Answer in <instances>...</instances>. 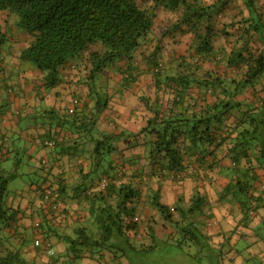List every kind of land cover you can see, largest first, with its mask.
I'll use <instances>...</instances> for the list:
<instances>
[{
    "label": "trees",
    "instance_id": "trees-1",
    "mask_svg": "<svg viewBox=\"0 0 264 264\" xmlns=\"http://www.w3.org/2000/svg\"><path fill=\"white\" fill-rule=\"evenodd\" d=\"M158 8L172 16L161 36L155 33ZM4 23L31 37L20 58L44 74L46 89L60 84L61 71L71 59L89 47H97L85 60L84 74L87 97L94 99V106L87 111L89 102L82 107L81 98L74 96L63 114L51 110L49 118L57 122L55 127L65 128L69 134L51 130L43 139L47 148L84 144L92 172L108 182L105 188L102 182L96 187L76 188V198L87 200L90 223L76 225L74 232L66 235L68 252L64 261L75 264L89 256L97 260L95 264H106L104 252L109 251L120 264H170L168 259L174 257L186 262L199 259L195 264H226L232 244L215 245L204 233L208 223L198 215L203 212L204 197L194 199L196 205L188 210L194 220L188 217L184 222L176 219L175 209L156 196L157 210L174 230L161 236L154 216L141 218L142 211L136 206L142 188L131 178L126 180L113 172L112 155L118 150L117 143H130V138L144 135L154 173L168 172L183 178L192 155H197L203 166L194 174H202L205 168L219 166L216 153L226 147L231 157L227 167L231 180L222 195L239 197L244 226L250 227L253 216H263L264 195L255 190L260 177L257 169L264 170V96L260 108L256 103L235 100L250 89L259 96L256 85L264 77V8L260 0H0V46L7 38ZM181 36H189L188 48L169 54L164 42L169 40L174 46ZM206 62L214 63V68L213 64L212 68L204 67ZM107 70L114 71L123 88H135L142 75L151 77L149 94L140 96L149 115L139 133L98 128L110 101ZM80 106L82 110L78 111ZM137 140L134 146L140 144ZM4 148L9 149L6 145ZM41 166L44 179L51 173L52 164L45 159ZM17 177V168L8 171L0 164V264H29L25 228L18 223L19 215L25 212L8 202L9 184ZM49 183L66 203V189L60 182ZM45 190L43 187L42 199L49 205L50 214L64 215L67 207L53 209L44 198ZM262 219L254 233L257 241L251 240L258 252L247 251L250 242L243 241L237 247L235 254L246 253L239 255L242 264H264ZM45 220L39 227L34 222L33 227L41 232L35 241L51 242L45 235L50 219L47 216ZM236 232L238 227L231 235ZM35 241L36 248L46 251ZM157 252L161 254L159 259L165 260L156 261ZM227 260L234 264L236 258Z\"/></svg>",
    "mask_w": 264,
    "mask_h": 264
},
{
    "label": "crops",
    "instance_id": "crops-1",
    "mask_svg": "<svg viewBox=\"0 0 264 264\" xmlns=\"http://www.w3.org/2000/svg\"><path fill=\"white\" fill-rule=\"evenodd\" d=\"M260 4L264 8V0H260ZM160 9L162 10L160 11ZM3 16L7 17L8 15ZM171 18L172 16L168 11L158 8L155 22V33L158 36H161L162 29L171 23ZM3 31L7 38L6 42L0 46V163L13 158L15 160L13 168L4 166V163L1 165L8 171L17 168L18 177L16 179L22 178L24 180V184L14 188V190L9 187L8 202L25 212L24 215L22 213L19 215L18 223L25 228L23 230L22 227V230L29 243L26 254L29 264H47L49 258H52L51 264H69V261H64L63 257L68 252L66 235L72 234L76 225L85 222L90 223L89 216H87L89 205L84 197L76 198V188L79 186L96 187L97 184L101 185L102 181L91 170V161L84 144L77 143L78 145L73 147L75 145L72 143H66L57 148H47L43 146V139L51 130L61 135L69 134L65 128L55 127L57 122L49 118L51 110L63 114L72 105L74 96L81 98L82 107L85 106L86 101L89 102L87 111H90L95 104L94 99L87 97L85 65H77L80 63L79 59L84 58L85 54L71 59L69 65L62 69L60 84L51 90L46 89L43 86L44 74L33 63L20 58L22 50L28 46L31 37L28 34L19 33L17 29L11 28L8 23H4ZM189 39V36H181L178 38L179 43L174 46L169 40L164 43L169 54L173 53L174 49L185 52L188 48ZM2 55L5 56L3 61L1 60ZM211 65L214 68V63H204V67L207 68ZM108 76L110 101L107 109L98 120V128L118 133L122 130L139 133L147 125L149 115L144 103L140 100V96L145 93L149 94L150 85L153 86L151 77L142 75L136 82L135 88H123L116 80L115 73ZM10 88H14L13 93L10 92ZM256 89L259 96L255 97L254 90L250 89L244 96H238L235 100L256 103L255 107L259 106L260 108L261 98L264 96V77L258 82ZM193 91L198 92V89ZM80 110H82L81 106L78 111ZM18 112L21 114L19 115ZM130 140V143L127 141L117 143L118 150L112 155L115 165L113 172H118L119 176L126 180L131 178L135 186L142 188L140 200L137 201L136 206L138 210L142 211L141 218L148 220L150 216H154L158 221V231L161 236L167 232L174 233V230L169 227L170 223L157 210L154 204L156 196H159L161 202L175 209L176 219L184 222H187L188 217L194 220L193 214L188 213V210L192 205H196L194 199L204 197L205 200L202 201L204 209L198 215L203 222L208 223L204 233L211 237L210 241L215 245L225 243L229 246L231 243L232 248L227 258L235 257L234 264H242L239 255H246V253L235 254L241 242H250L246 246L247 251L258 252L257 244L252 246L251 240L254 243L257 241L254 233L255 229L262 224L264 210L260 211L262 217L253 216L250 227H246L243 225L244 214L239 197L222 195V191L231 180L227 170V167L231 165V157L226 147L216 153L219 166L210 169L205 168L206 171L202 174L191 173L189 168L200 163L198 156L192 155L185 167L186 175L183 178H176L175 175L171 176L168 172L154 173L147 156L144 135L132 137ZM136 140L140 144L134 146ZM5 145L9 149H5ZM214 157L213 155L209 158L213 159ZM45 159H48L52 164V170L43 179L44 174L41 165ZM243 166L249 167L246 162L243 163ZM257 172L260 177L256 182L255 193L264 195V170L259 168ZM87 175L88 177H86ZM49 182L55 184L60 182V186L66 189L69 198L66 202L67 210L64 215L59 214L55 217L51 215L49 205L42 199L43 187L49 186ZM46 214L50 221H48L49 225L45 235L48 234L54 244L56 249L54 257L49 256L43 249L34 246L35 239L41 236V232H37L33 227L34 222L45 220ZM159 226L163 227L160 228ZM237 227L238 232L232 236L231 231ZM241 232L245 235L244 237L239 234ZM226 249L225 247L224 250ZM59 256L62 257L60 260L58 259ZM104 257L106 264H120L109 251L104 252ZM227 258L224 262L232 264ZM95 263L97 260L86 256L77 260L75 264Z\"/></svg>",
    "mask_w": 264,
    "mask_h": 264
},
{
    "label": "built area",
    "instance_id": "built-area-1",
    "mask_svg": "<svg viewBox=\"0 0 264 264\" xmlns=\"http://www.w3.org/2000/svg\"><path fill=\"white\" fill-rule=\"evenodd\" d=\"M48 144L53 145V141H48ZM202 169H203L202 164L197 163L195 165H192L189 168V172L195 173V172H198ZM107 185H108V182L104 180L102 182V187L105 188ZM44 197H45V200L48 201V203H50V205L53 209H60V208L67 207L66 203L61 199L60 192L54 188H51L49 186L46 187V190L44 191ZM35 225L39 227L40 221H36ZM35 243L37 246L45 247V250H46L48 255H50V256L55 255L56 250H55V247L53 246V244L51 242L48 241L46 243H43L40 239H37L35 241ZM97 257H100V256L98 255Z\"/></svg>",
    "mask_w": 264,
    "mask_h": 264
},
{
    "label": "rangeland",
    "instance_id": "rangeland-1",
    "mask_svg": "<svg viewBox=\"0 0 264 264\" xmlns=\"http://www.w3.org/2000/svg\"><path fill=\"white\" fill-rule=\"evenodd\" d=\"M162 9H160V11H161ZM159 11V12H160ZM158 12V13H159ZM2 19H4L5 20V17L4 18H2ZM94 49H97V47L96 46H92V47H89V49H87L85 52H84V54H85V56H84V58H87L88 56H89V54L94 50ZM84 58H80L79 60H80V63H77V65H81V66H83V65H85V60L86 59H84ZM140 61H141V59H140ZM105 73L106 74H108V75H112V74H114V71L113 70H107V71H105ZM4 163V166H7V167H10V168H13V164L15 163V160L12 158V160H9V161H4L3 162ZM3 163H0V164H3ZM24 167V166H23ZM10 171V170H9ZM24 184V180L22 179V178H18V179H16V180H14V181H11L10 182V184H9V187H10V189L11 190H14V188H16V187H19V186H22ZM155 254H158L156 257H155V260L156 261H159V260H165L164 258H162V259H159V257H160V252H157V253H155ZM169 260V263L170 264H195V262H198L199 261V259H196V258H192V259H189L188 260V262H186V261H182V260H180L179 258H177V257H174L173 259H168ZM205 260V262H207V260L206 259H204Z\"/></svg>",
    "mask_w": 264,
    "mask_h": 264
}]
</instances>
